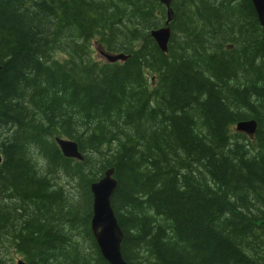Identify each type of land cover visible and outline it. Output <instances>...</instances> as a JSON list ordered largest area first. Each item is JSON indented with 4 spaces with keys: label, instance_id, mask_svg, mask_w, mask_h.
<instances>
[{
    "label": "trees",
    "instance_id": "obj_1",
    "mask_svg": "<svg viewBox=\"0 0 264 264\" xmlns=\"http://www.w3.org/2000/svg\"><path fill=\"white\" fill-rule=\"evenodd\" d=\"M171 5L162 50L160 0H0V264L9 243L29 264H110L87 187L108 163L126 262L264 264V30L251 0ZM246 117L252 136L231 129Z\"/></svg>",
    "mask_w": 264,
    "mask_h": 264
},
{
    "label": "water",
    "instance_id": "obj_2",
    "mask_svg": "<svg viewBox=\"0 0 264 264\" xmlns=\"http://www.w3.org/2000/svg\"><path fill=\"white\" fill-rule=\"evenodd\" d=\"M161 2L166 5L165 22L167 24L168 21L173 18V9L170 5L171 0H161ZM252 2L264 30V0H252ZM150 34L155 38L158 46L162 50H166L170 37V26L162 25L154 27L150 29ZM102 53H104L110 61H114L119 58L123 59L127 56V54L123 52L110 53L102 51ZM237 128L252 135L255 132V123H253V121L238 122ZM55 140L58 142L65 155L82 158V154L78 150L77 143L75 141L65 139L60 136H56ZM114 182L115 180L112 177V171L107 168L105 173L102 175L100 182L91 189L93 193V210L90 227L95 235L97 243L99 242L98 245L100 246L103 255L109 259V262L111 264H126L120 253V243L123 237V232L114 217L115 214L111 206V192ZM17 264H24V261L19 258Z\"/></svg>",
    "mask_w": 264,
    "mask_h": 264
},
{
    "label": "bare ground",
    "instance_id": "obj_3",
    "mask_svg": "<svg viewBox=\"0 0 264 264\" xmlns=\"http://www.w3.org/2000/svg\"><path fill=\"white\" fill-rule=\"evenodd\" d=\"M154 28V27H153ZM152 29V28H151ZM0 66H1V64H0ZM152 78H153V81H155L156 82V85H153L152 83H147L148 84V88H150V89H157L158 87H159V85H160V81H159V78L158 77H156V78H154L153 76H152ZM158 105H156V107H157ZM149 109H152L153 110V108L150 106L149 108H146L145 110H149ZM242 121H253V123H255V131H256V129H257V125H258V122H257V120H256V118H254V117H246V118H242L241 120H238V121H235V122H233L232 123V125H231V129L232 130H234V131H237V132H240V129H238L237 128V124H238V122H242ZM234 126V127H233ZM84 155H86V153H84V152H82ZM83 157L84 156H82V159H83ZM102 158H104V156L102 157ZM107 165V167H109V169L112 171V177L114 178V180H115V182H114V185H113V188H112V192H111V196H112V194H113V192H114V189H115V187H116V184H117V180H116V177H115V173H114V166H112V164H110L109 165V163L108 164H106ZM109 165V166H108ZM107 167H105V168H107ZM70 168L71 169H73V170H78V168L75 166H70ZM66 173L65 172H63L62 173V176L63 175H65ZM66 176V175H65ZM101 177H102V174H100V175H98V176H96L95 178H93L89 183H88V196H89V198H90V213H91V216H90V219H89V221H88V224L90 225V221H91V217H92V210H93V208H92V203H93V193H92V188L94 187V186H96L99 182H100V180H101ZM66 178H68V176H66ZM73 180V184H72V188H74V191H77V180H74V179H72ZM66 181H67V179H66ZM64 188H65V185H66V183H64V182H62V184H61ZM65 189H67V188H65ZM88 226V225H87ZM123 237H124V231H123ZM2 251V250H1ZM9 251H10V243H9V245H8V247L6 248V250H5V254H6V261L8 262V263H10V264H13V262H12V256H10V253H9ZM22 255V254H21ZM101 256L106 260V262L107 263H110L109 262V260L102 254V252H101ZM22 260L24 261V264H29L28 263V260L26 259V258H24V256L22 255ZM133 262H135V263H137V264H140V262L138 261V260H135V259H133L132 260ZM130 263V262H129ZM131 264V263H130Z\"/></svg>",
    "mask_w": 264,
    "mask_h": 264
},
{
    "label": "rangeland",
    "instance_id": "obj_4",
    "mask_svg": "<svg viewBox=\"0 0 264 264\" xmlns=\"http://www.w3.org/2000/svg\"><path fill=\"white\" fill-rule=\"evenodd\" d=\"M161 1V0H160ZM162 4H163V2H162ZM164 5V4H163ZM92 49H93V54H94V56L97 58V59H103L102 57V55L100 54V52H99V50L101 51V48H99V43L97 42V41H93V46H92ZM67 179V183H66V185H65V188H67L66 189V192H67V195H68V197L69 198H76L77 196H74L70 191H69V189H74V188H68V187H70V186H72V184H73V180H71V179H69V178H66ZM60 184H61V180H60V182H59ZM9 253H10V256H12V262H13V264H15L16 263V261H17V259L18 258H23L22 257V255H21V253L20 252H18L17 251V249L13 246V245H10V251H9ZM25 258V257H24Z\"/></svg>",
    "mask_w": 264,
    "mask_h": 264
},
{
    "label": "flooded vegetation",
    "instance_id": "obj_5",
    "mask_svg": "<svg viewBox=\"0 0 264 264\" xmlns=\"http://www.w3.org/2000/svg\"><path fill=\"white\" fill-rule=\"evenodd\" d=\"M153 85H156V82L155 81H153V83H152Z\"/></svg>",
    "mask_w": 264,
    "mask_h": 264
}]
</instances>
